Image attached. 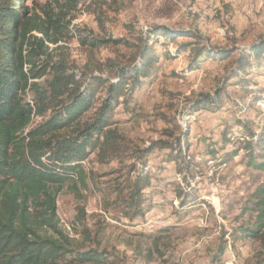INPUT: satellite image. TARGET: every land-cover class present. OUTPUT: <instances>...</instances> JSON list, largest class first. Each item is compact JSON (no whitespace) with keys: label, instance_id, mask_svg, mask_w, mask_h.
<instances>
[{"label":"rangeland","instance_id":"obj_1","mask_svg":"<svg viewBox=\"0 0 264 264\" xmlns=\"http://www.w3.org/2000/svg\"><path fill=\"white\" fill-rule=\"evenodd\" d=\"M25 3L42 18L48 13L69 27L58 43L49 40L50 58L65 62L80 81L85 80L80 74L88 72L114 79L112 64H128L153 27L197 31L202 44L213 47H248L264 38V0ZM84 36L121 41L90 48L81 42ZM194 40L180 35L164 45L166 38L158 37L154 43L158 58L150 74L142 77L144 83L133 97L121 100L109 124L124 136L123 164L118 159L100 162L92 153L84 162L87 185L74 189L66 184L58 194L57 212L64 231L87 248L109 254L103 263L86 264L264 260V240L244 232L255 225L253 193L264 179V169L255 166L264 160V60L252 57L242 76L224 82L236 53L224 59L202 58L197 69L188 71L190 48L175 56L173 52ZM218 88L223 92L221 102L192 111L199 95H213ZM91 90L93 104L84 119L93 118L107 84H95ZM32 98L29 91L27 99ZM156 141L174 142L176 148L149 150ZM142 153H147L150 180L144 186L143 213L129 217L114 203L115 184L124 182L131 166L140 167ZM183 197L185 205L180 203Z\"/></svg>","mask_w":264,"mask_h":264},{"label":"trees","instance_id":"obj_2","mask_svg":"<svg viewBox=\"0 0 264 264\" xmlns=\"http://www.w3.org/2000/svg\"><path fill=\"white\" fill-rule=\"evenodd\" d=\"M26 1L0 0V264L103 263L109 257L106 250L87 248L64 231L57 198L66 184L74 189L87 185L84 162L92 153L100 162L118 159L123 164L124 136L109 124L121 100L133 97L144 83L142 77L150 74L158 58L155 41L164 37L163 44L168 45L167 41L180 35L194 37V42L181 44L173 52L175 56L190 48L188 71L197 69L202 58L224 59L236 53L225 82L242 76L252 57L264 60V38L248 47H213L202 44L203 36L197 31L178 33L153 27L128 64H112L114 79L88 72L80 74L85 77L80 81L65 62L50 58L49 40L58 43L59 36L68 35L69 27L48 13L42 18ZM80 40L90 48L121 41L96 36ZM95 84H107V92L93 118L84 119L93 104L91 88ZM29 91L33 92L31 100L27 99ZM222 94L218 88L213 95H199L192 102V111L221 102ZM157 147L176 148V144L156 141L149 150ZM146 155L142 153L139 168L138 164L131 166L124 182L115 184L114 203L129 217L143 213L144 186L150 180ZM182 157L186 159L184 151ZM255 166L264 169V160ZM253 196L257 218L254 227L244 232L264 240V179ZM184 197L181 205L186 203Z\"/></svg>","mask_w":264,"mask_h":264},{"label":"bare ground","instance_id":"obj_3","mask_svg":"<svg viewBox=\"0 0 264 264\" xmlns=\"http://www.w3.org/2000/svg\"><path fill=\"white\" fill-rule=\"evenodd\" d=\"M66 45V44H65Z\"/></svg>","mask_w":264,"mask_h":264}]
</instances>
